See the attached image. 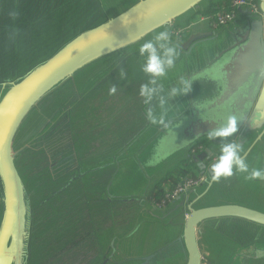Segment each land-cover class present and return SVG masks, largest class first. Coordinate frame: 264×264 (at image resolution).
Segmentation results:
<instances>
[{"label":"water","instance_id":"obj_1","mask_svg":"<svg viewBox=\"0 0 264 264\" xmlns=\"http://www.w3.org/2000/svg\"><path fill=\"white\" fill-rule=\"evenodd\" d=\"M19 1H11L13 8ZM97 1L105 15L101 23L81 30L22 76L10 77L0 83V202L3 209L0 264L27 263V195L17 157L27 150L47 153V142L52 144L48 145L51 149L59 146L60 141L66 147L70 141L59 136L61 131L56 132L60 124L53 131L50 128L52 117L60 115L59 118L67 121L74 100H84L82 110L87 120L98 112L97 102L93 106L91 103L92 93L83 92L82 84L100 87L99 103L102 106L116 96L111 93L112 87L124 84L131 87L132 63L129 58L134 60L140 74L139 69L143 68L149 55L139 53L145 42L167 31L181 17L198 13L208 4V0H129L125 6L108 14ZM257 7V13L239 9L232 22L210 32L200 28L204 23L208 24L207 21L197 23L195 20L188 30V25L182 27L186 31L175 45L170 44V48L175 46L177 51L187 52L191 66L188 81L196 92L190 94L188 103L183 104L179 113L161 123L146 140L135 145L137 139H134L119 146L118 155L128 158L130 153L142 154L140 173L143 178L139 177L142 183H132L136 180L129 176L124 178L126 171L120 179L125 182L115 185V194L111 193L112 183L97 188V183H92L91 179L101 167L92 156L85 159L93 166L78 163L77 173L65 179L62 190L77 180L85 183L83 194L89 192L104 197L105 201H113L116 215L117 205L145 207L154 186L183 161L195 164L203 174L195 186L182 190L168 206H152L150 211L144 209L145 217L136 212L129 215L150 224L152 221L147 213L154 217L157 222L154 236L144 234L141 238L139 231L144 232V227L136 221L132 224V219H129L130 224L116 228L115 264H264V237L247 231L264 230V203L261 207L238 202L197 203L214 189L221 193L222 187L218 186L229 183L228 179L234 175L218 182L211 180V165L218 159L216 154L221 153L222 145L240 144L242 159L255 156L264 168V0H257ZM152 42L158 45L155 47L157 54L165 53L160 47L163 40ZM134 46L136 48L131 51ZM85 71L88 75L84 76ZM69 82L73 85L74 95L70 101H64V96L59 93L64 85H70ZM147 88L151 90L150 86ZM143 96L145 103L150 102L149 96ZM35 110H43L42 120L31 126L37 113ZM104 112L107 114V108ZM152 112L149 106L142 116L147 118L148 128L154 129L150 122ZM229 112L239 117L238 131L227 138L209 140L208 133L226 122ZM138 116L140 111L135 118ZM202 144L205 148L191 155ZM70 149L75 154L73 145ZM68 158L72 162V158ZM92 158L93 164H90ZM51 170L54 172L53 167ZM123 190H131V194L119 195L118 192ZM123 214L127 215L126 212ZM166 221L171 232L159 229ZM132 225L134 227L130 228ZM203 226L214 230L207 237L205 248L201 241ZM178 227L180 231L175 232ZM119 246L127 251H121ZM149 246L153 249L147 252Z\"/></svg>","mask_w":264,"mask_h":264},{"label":"crops","instance_id":"obj_2","mask_svg":"<svg viewBox=\"0 0 264 264\" xmlns=\"http://www.w3.org/2000/svg\"><path fill=\"white\" fill-rule=\"evenodd\" d=\"M204 17L198 13H189L183 17H181L177 23L170 26L166 32L169 33V40H163V47L166 51L167 48H170V44L173 46L177 40L181 38L172 35L175 30L182 29L183 26H187L191 24L193 21L197 20L198 18ZM239 24V23H238ZM202 30L213 31L215 30L212 26H209L207 23H204L201 27ZM179 38V39H177ZM168 40V41H167ZM159 44V43H158ZM158 45H154L157 47ZM178 58L176 59L172 68H169L165 64V71L166 75L164 77H153L150 74H146L140 70L139 78L144 80L143 84L150 82L147 86L151 87V96L150 102L145 103L144 96L141 95V88L137 89L135 87H130L128 84H124L122 86H117L115 89L116 91L113 93V98L108 99L102 106H100V96L99 93L101 92L100 87L95 84H82V91L84 92H91L92 93V106L94 102L98 104V112L97 115L94 113L90 117L92 120H87L83 116L82 108L85 106L82 104L84 100H74L71 103L72 110L70 112L69 121H63L62 118H59L60 115L56 117H52V122L50 123V128L53 131L55 127L58 129L56 132H59L60 137H63L66 141L69 140L71 143H67L65 150L62 153V157L70 156L72 161L74 157H78L79 165L91 167L93 165H89L86 163V159L89 156L95 157V163H99L100 169L95 171V175L92 177V183H97L96 187H108V184L112 183L111 193L112 195L115 194L116 190V183H123L125 180H120L123 174L127 171V175L131 178H134L136 181L132 183H142L140 178H143L141 172V158L142 154L140 153H130L127 157L122 156L121 154L118 155L120 145H125L128 141H132L137 139L135 145L143 142L146 140L149 135L156 131L161 124L168 119L171 115L175 113H179L183 107V104H187L190 99V94H195L196 88L191 87L188 93L180 94L177 96H172L171 90L176 88L180 90L184 87V83L181 81L183 78L184 80L188 81L189 72L191 66L189 64V58L187 57V52L177 51ZM162 60H167V57L163 54H158ZM132 61V58H129ZM142 61V60H141ZM138 70V69H137ZM136 70V72H137ZM103 71V70H102ZM95 70H92V74ZM101 73V72H100ZM100 73L96 75L99 76ZM82 75H88L87 71L83 72ZM145 75V77H144ZM155 80L156 82L153 83L152 81ZM70 83V82H69ZM129 83V82H128ZM75 84V83H73ZM145 84V85H146ZM77 87V85L75 84ZM146 86V87H147ZM133 88L136 91H133ZM80 91V90H79ZM134 92V94H133ZM59 95L64 96V101H70L72 96L74 95L73 85L70 83L64 85ZM148 95H146L147 97ZM161 99L164 100V103L161 104ZM149 100V99H148ZM67 105V104H66ZM65 105V106H66ZM150 106L152 112V117L150 118V122L152 121L153 128H148V121L147 118L143 117V112ZM107 108V114L104 112V109ZM46 107H43L45 110ZM103 109V110H101ZM43 110H39L35 114V119H33L31 126L37 124L38 121L41 119V114ZM140 111L139 118H135L137 112ZM148 128V129H147ZM47 129V127L45 128ZM49 130V129H48ZM45 131V130H44ZM76 148L75 154L73 150L70 149L71 146ZM133 146V145H131ZM145 144L142 145V147ZM140 147V148H142ZM64 148V147H63ZM65 152V153H64ZM92 152V154L90 153ZM137 152V151H136ZM219 157V156H218ZM118 162V163H117ZM93 164V158L89 162ZM54 170V168H53ZM137 173L138 175H132L131 173ZM140 173V175H139ZM198 177H200L201 173L196 172ZM131 174V175H129ZM203 175V174H202ZM140 177V178H139ZM202 177V176H201ZM119 195L131 194V190H123L118 192ZM117 194V192H116ZM100 198H103L100 196ZM180 211V209H178ZM180 214V212H179ZM147 217H150L147 213ZM151 218H154L151 216ZM152 232L157 229L152 225ZM180 231V227L176 229L175 232ZM213 229H208L207 226H203L202 230V246L205 248L207 247V237L213 232ZM252 235H257L260 237H264V230H247ZM149 237V235H148ZM147 237V239H148ZM209 240V238H208ZM153 248L149 246L146 250L147 252L151 251ZM142 251V249H140ZM123 251H127V248H123Z\"/></svg>","mask_w":264,"mask_h":264},{"label":"flooded vegetation","instance_id":"obj_3","mask_svg":"<svg viewBox=\"0 0 264 264\" xmlns=\"http://www.w3.org/2000/svg\"><path fill=\"white\" fill-rule=\"evenodd\" d=\"M6 1L13 10L18 8L20 2L13 8L12 0ZM57 1L59 0H43L33 13L31 23L37 24L39 28L34 37L48 34L58 25L56 20L60 16L56 17L55 14L66 12L67 9L56 10ZM3 4L5 0H0V7ZM93 21L95 20L91 17L83 22L81 19V26L87 24V27H92L90 25ZM78 33L79 31L76 34ZM49 143H46L47 153L41 150H27L16 159L22 177L27 180L23 182L27 195L26 264H115V203L90 195L89 192L84 195L85 183L78 180L62 190L65 179L77 173L79 161L77 156L72 162L68 157L64 158L65 162H69V167L63 172H52L49 169L48 172H34L32 175L29 172L24 175L23 168L29 169L25 166L27 161L30 162L31 170L39 169L43 159L46 160L48 167L54 168L56 160L53 151L63 147L65 150V144L60 141L59 146L51 149L48 145L52 144ZM203 148L205 146L202 144L191 155ZM192 166L200 172L195 168V164ZM2 210L0 202V221Z\"/></svg>","mask_w":264,"mask_h":264},{"label":"rangeland","instance_id":"obj_4","mask_svg":"<svg viewBox=\"0 0 264 264\" xmlns=\"http://www.w3.org/2000/svg\"><path fill=\"white\" fill-rule=\"evenodd\" d=\"M91 1L94 4H97L98 8H99V10L93 12V16H90L91 19H93V17H96L95 19H100V20L94 19L95 21H98V22L103 21L104 20L103 18L105 17V15H103V13L100 11V3L97 0H91ZM99 1L103 4V6L105 8V12L110 14V13L114 12L115 10L121 8L122 6H125V4L129 0H99ZM69 7H63L62 8L64 10L67 9L66 12L62 11V13L55 14L56 17L60 16L58 18V20H56V24H58L56 26V28H53V30L49 31L48 34H44L41 36L38 35L36 37H33L31 44L29 43L28 46L23 45L21 47V49L19 51V57L20 58H24V57L26 58V57H28V54H29L32 57L31 66L33 67L36 64L40 63L41 61H43L44 59H46L47 57H49L59 47H61L63 44H65L67 41H69L72 37L75 36V34L78 31L80 32L81 30L85 29V27H87V24L85 26L83 25L84 27L81 26L82 25L81 19L83 22V21H85V19L88 16H84V18H83L82 16H79V13L81 14V12H79V11H78L79 13L73 12V10H75L73 5H71ZM84 14L85 13H83V15ZM77 25H79V26H77ZM174 32L172 33L173 36H174ZM174 38H176V37L174 36ZM135 48H136V46L132 47L130 50L133 51V49H135ZM131 63H132V65L130 66V68H131V83H132V87H135L137 90V89L141 88L144 80H141L139 78V74L136 72V70L138 68L134 64V60L131 61ZM20 73H22V72H19V74L16 75L14 78L20 77L24 74V73H22V74H20ZM124 73H126V72H123L122 74H124ZM144 77H145V75H144ZM89 100H91V97ZM35 112H37V111L35 110ZM70 143L71 142H69V145H70ZM63 151H64L63 148L53 151L54 156H55V160H56V165L54 166V171H62L63 172L66 168L69 167V162H65V159L62 157ZM29 153H32V152H29ZM220 154H221L220 152H217L216 155L219 156ZM41 158H43V157H41ZM37 159H39V158H37ZM244 160L249 165L250 170L253 168H261V163H258L255 160V156H252V157L249 156L248 158H245ZM29 163L30 162L27 161V163L25 165V166L29 167V169L23 168L24 175H27V173H29V172L31 173V175L34 172H36V173H40V172L43 173V171L48 172L49 169L51 168V167L50 168L48 167V164L46 163V160H44V159L39 164V169H37V170H31L30 169L31 165ZM235 171H236V169L234 168L233 169L234 175L232 176L231 179H228L229 183L220 184L218 186V187H222L221 193L214 189V192H210L208 196H207V193L204 194V197L200 198L197 201V203H199L198 205H200V204L211 205V204H221V203H228V202H231V203H234V202L237 203L238 202V203L246 204L248 206H259V207H261V204L264 203V180L249 181V180L245 179V176L247 175V173H239L237 171L235 173ZM198 176H199V174H198ZM201 176H202V174L198 178L200 179ZM203 191H201V192H203ZM149 197H150V195H149ZM152 206H157V207L164 206V207H166L168 205L154 204L153 202H151V200L149 198L147 200V203L145 204V207L143 206L144 208L142 206L138 207L135 205L129 206V207L117 205L116 206L117 207L116 215H115V230H116V228H119V226H121V225L130 224L129 219H132V221H131L132 224L136 221L137 225L144 227V229H143L144 232H142V230L139 231L141 238H143L142 235H144V234L154 236L157 231L152 232V226L150 223L139 220L137 218V216H134V218L129 217L130 214H133L135 212L138 213L140 216L145 217L146 214L143 212L144 209L150 211ZM123 212H126L127 215L125 216L123 214ZM148 218H149V220L152 221V225L154 227H157L156 219L151 218V217H148ZM133 227H134V225H132L130 228H133ZM159 229H160V231L171 232V228H170V225H168V221H166L164 223V225L161 226ZM129 239L132 240V238H129ZM135 239H138V238H135ZM142 241L145 242L144 239ZM119 248L121 251H123V246L122 247L119 246Z\"/></svg>","mask_w":264,"mask_h":264},{"label":"trees","instance_id":"obj_5","mask_svg":"<svg viewBox=\"0 0 264 264\" xmlns=\"http://www.w3.org/2000/svg\"><path fill=\"white\" fill-rule=\"evenodd\" d=\"M230 1L208 0L207 6L200 10L199 14L213 17L222 7L228 6ZM41 3H43V0H20L18 8L13 10L9 2L5 0V4L1 6L2 8L0 7V83L10 77L14 78L19 72L26 73L32 68V57L28 54V57L20 58L19 51L23 45L28 46L29 43L31 44L32 38L39 31L38 25L31 23V20L33 13ZM56 4L58 5L56 10L73 5L75 9L73 12H81L79 16L83 18L84 16H93V12L99 10L98 5L91 0H68L67 2L59 0ZM82 12L85 14L83 15ZM51 16H53V13ZM101 22L93 21V24L90 25L92 27H85L84 30L93 28ZM196 172L188 161L179 163L170 169L165 177L154 186L149 199L154 204L167 205L168 199L166 196L172 195L184 179L198 180ZM22 178L23 182L27 181L24 176Z\"/></svg>","mask_w":264,"mask_h":264},{"label":"clouds","instance_id":"obj_6","mask_svg":"<svg viewBox=\"0 0 264 264\" xmlns=\"http://www.w3.org/2000/svg\"><path fill=\"white\" fill-rule=\"evenodd\" d=\"M169 38V33L162 31L157 34L153 40L162 41ZM153 40H148L140 48L139 53L143 55L145 52L149 53L146 58V62L143 65L142 71L146 74H150L153 77H164L166 75L165 64L172 68L176 59L178 58L177 48L171 47L167 48L164 55L167 57V60H162L157 54V50L153 45ZM160 47H165L163 44ZM181 81L184 83V87L180 90L173 88L171 90L172 96H177L180 94H186L191 89V82L184 80ZM153 83L156 81L153 80ZM116 91L115 87H112L111 93ZM151 91L146 86H141V95L151 96ZM164 103V100L161 99V104ZM238 115L232 114L229 112L226 117V122L222 123L216 130H213L208 133L209 140L215 138H227L232 136L238 131ZM163 123V121H161ZM241 145L238 143H229L224 144L221 147V154L214 164L211 165V180L213 182L220 181L221 178L231 177L233 175V169L235 168L239 173H247L245 179L249 181L264 180V168H253L249 169V165L242 159L241 156Z\"/></svg>","mask_w":264,"mask_h":264},{"label":"built area","instance_id":"obj_7","mask_svg":"<svg viewBox=\"0 0 264 264\" xmlns=\"http://www.w3.org/2000/svg\"><path fill=\"white\" fill-rule=\"evenodd\" d=\"M248 9L252 13L258 12L257 0H231L228 6L222 7L217 13L213 15V17L204 16L198 18L196 20L197 23L207 21L209 26H212L214 29L222 28L232 22L237 16V12L239 9ZM190 25L186 28L189 29ZM186 29H178L174 32L175 37H180L183 33H185ZM199 180V179H198ZM198 180L184 179L181 185L177 187V189L173 192L172 195H167L166 198L168 202L173 199V197L177 196L182 190L186 188H191L195 186Z\"/></svg>","mask_w":264,"mask_h":264}]
</instances>
